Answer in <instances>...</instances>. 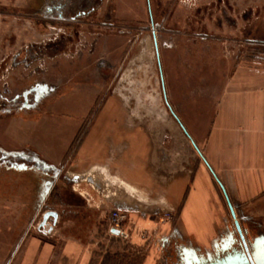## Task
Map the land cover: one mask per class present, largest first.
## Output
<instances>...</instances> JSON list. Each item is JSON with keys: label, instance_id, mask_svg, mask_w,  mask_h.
Instances as JSON below:
<instances>
[{"label": "crops", "instance_id": "obj_1", "mask_svg": "<svg viewBox=\"0 0 264 264\" xmlns=\"http://www.w3.org/2000/svg\"><path fill=\"white\" fill-rule=\"evenodd\" d=\"M219 1L202 5L200 14L218 22V33H205L202 41L217 39L224 23L236 40L232 48L215 45V72L222 85L216 95H199L192 110L197 125L188 113L189 120L182 121L164 93V112L128 109V95L109 94L81 118L82 124L92 114L67 160L81 124L69 130L66 145L55 142L56 128L43 124L38 133L33 126L24 128L39 143L4 148L32 155L44 167H9L13 178L28 177L31 214L15 234L9 264H105L114 254L113 262L122 264L120 252L141 249L140 264H170V243L185 264L184 251L214 258L226 244L236 247L229 205L246 232L250 225L264 224V0L260 30L253 23L234 29L228 8L237 4L228 1L237 0ZM121 97L123 105L116 108ZM47 210L56 213V221L48 219L38 231ZM111 211L128 217L126 249L112 243ZM163 213L172 219L157 221Z\"/></svg>", "mask_w": 264, "mask_h": 264}, {"label": "rangeland", "instance_id": "obj_2", "mask_svg": "<svg viewBox=\"0 0 264 264\" xmlns=\"http://www.w3.org/2000/svg\"><path fill=\"white\" fill-rule=\"evenodd\" d=\"M158 1L161 6L157 9ZM212 1L216 0H150L153 15L159 14L157 19L153 17L154 26L158 25L155 31L159 69L146 0H104L111 5V28L104 33L96 27L94 30L87 28L99 26L101 11L76 24H60L38 16L44 7L43 0H0V93L8 88L13 95H18L39 83L55 88L35 113L22 111L9 118H0V145L12 149L32 142L37 144L39 139L28 138L24 128L33 126L38 133L43 124L56 128L55 142L66 145L71 136L69 130H75L81 118L90 109H98L109 94L128 95L127 104H124L128 109L164 112V93L172 109L180 112L182 121L190 119L197 125L192 110L198 108L199 95H216L222 85L221 76L215 72V45L232 48L231 41L236 40L224 23L217 39L202 41L205 33H218L215 18H204L199 13L203 4ZM228 2L229 5L237 4L228 8L236 24L234 29L245 30L252 23L255 29H261L263 0ZM245 18L249 19L248 25ZM62 42L63 48L44 49L45 45ZM29 47H41L42 54L33 55L29 60L26 57ZM91 48L94 49L92 54ZM117 100L121 101L115 102L116 108H121L123 98ZM108 104L106 109H110ZM90 116L82 120L80 133L64 161L80 142ZM58 132L61 134L57 135ZM32 133L35 136L36 133ZM11 171V168L0 167V264H9L15 248V234L31 215L27 208L28 177L15 174L13 178ZM160 217L157 221L172 219L165 213ZM125 218L123 229L127 231L130 229L126 225V214ZM250 226L246 235L249 242L264 235L262 222ZM112 241L121 250L127 247V240L112 237ZM172 246L170 243V264H180L179 250ZM135 252H120L118 258L125 259L122 264H140L145 251ZM114 255L105 264H116Z\"/></svg>", "mask_w": 264, "mask_h": 264}, {"label": "flooded vegetation", "instance_id": "obj_3", "mask_svg": "<svg viewBox=\"0 0 264 264\" xmlns=\"http://www.w3.org/2000/svg\"><path fill=\"white\" fill-rule=\"evenodd\" d=\"M157 9L160 5L159 1L157 2ZM213 3V2H212ZM43 8L40 10V14L38 16H41L44 18L45 21L50 22H56L60 24H76L75 22L78 20H83L85 18H88L92 15H94L96 12H102L101 20L98 21L99 26L91 25L90 27H87L88 29L94 30L95 27L98 31H108L107 29L111 28L110 23V12H111V5L108 3H104V0H43ZM147 5V13L148 17L150 19L152 30V38L154 41V47H157V37H156V26L153 24V17L157 19L159 14L153 15L152 13V7L150 4V0H146ZM102 9V10H101ZM200 13V11H199ZM163 19V18H162ZM102 36L101 34H98ZM204 36V35H202ZM64 42L62 43H54L53 46H44L45 50H51L55 47L63 48ZM56 48V49H58ZM37 49V50H36ZM55 49V50H56ZM41 47L40 48H33L29 47L26 49V57L30 60V58L33 57V55L42 54ZM94 51L93 48L89 50L90 54H92ZM158 51V50H157ZM34 53V54H33ZM158 54V52H157ZM34 58V57H33ZM14 60V58H13ZM26 61V60H25ZM102 64V63H101ZM55 88L50 87L48 84L45 83H39L38 85H35L33 87H30L29 89L22 91L21 94L13 95V93L10 91V89L5 88L0 93V118H9L8 116H11L13 113L18 112H27V111H36L38 109V106H40V103L47 98L52 92H54ZM18 166L19 168H27V167H33L37 169H44L42 163L36 160V158L32 155H26L24 153H12L8 150H5L0 145V167H13ZM239 225V223H238ZM240 232L242 234V237L244 239V242L246 246L248 247V250L251 251L252 242L254 239L261 237L257 236L253 238L252 241L247 240V233L240 225ZM235 235L237 237V244L236 248H243L242 241L240 238L239 233L235 229L234 226ZM264 237V235H262ZM220 256L222 254L220 253Z\"/></svg>", "mask_w": 264, "mask_h": 264}, {"label": "water", "instance_id": "obj_4", "mask_svg": "<svg viewBox=\"0 0 264 264\" xmlns=\"http://www.w3.org/2000/svg\"><path fill=\"white\" fill-rule=\"evenodd\" d=\"M51 186L50 184L48 185ZM41 201V200H40ZM44 202L43 200L40 202V206ZM231 217L233 219V223L235 229L240 235L243 248L241 249L236 247H230V243L226 244V246L222 247L220 252L222 256L216 255V257L207 256L206 258H199L196 255L184 251V261L185 264H264V237H258L252 242L251 251L248 250L242 234L240 232V228L238 225V221L235 219L234 213L232 211L231 206L229 205ZM57 218L56 213L51 210H47L42 213L41 220L38 223L37 230L41 231L46 227V222L48 219H52V224L55 223Z\"/></svg>", "mask_w": 264, "mask_h": 264}, {"label": "built area", "instance_id": "obj_5", "mask_svg": "<svg viewBox=\"0 0 264 264\" xmlns=\"http://www.w3.org/2000/svg\"><path fill=\"white\" fill-rule=\"evenodd\" d=\"M108 219H109V224L111 227V231H109V235L111 237L120 238L122 240H128L130 237L129 232L128 230L126 231L125 229H123L124 228L123 223H124V220L126 219L125 214L119 211H111L109 213Z\"/></svg>", "mask_w": 264, "mask_h": 264}, {"label": "trees", "instance_id": "obj_6", "mask_svg": "<svg viewBox=\"0 0 264 264\" xmlns=\"http://www.w3.org/2000/svg\"><path fill=\"white\" fill-rule=\"evenodd\" d=\"M259 30H260V28H259ZM80 133V131L76 134V137L75 138H77V135ZM82 136H83V134H82ZM75 138H74V140H73V142L75 141ZM82 138V137H81ZM73 142H72V144H73ZM72 144H71V146H70V149H71V147H72ZM79 144V143H78ZM78 144H76V147H77V145Z\"/></svg>", "mask_w": 264, "mask_h": 264}]
</instances>
